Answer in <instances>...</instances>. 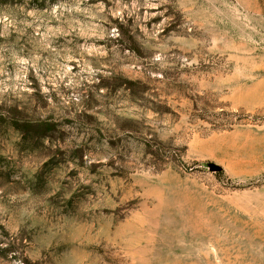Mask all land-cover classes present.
<instances>
[{"label":"rangeland","instance_id":"obj_1","mask_svg":"<svg viewBox=\"0 0 264 264\" xmlns=\"http://www.w3.org/2000/svg\"><path fill=\"white\" fill-rule=\"evenodd\" d=\"M0 264H264V0H0Z\"/></svg>","mask_w":264,"mask_h":264},{"label":"trees","instance_id":"obj_2","mask_svg":"<svg viewBox=\"0 0 264 264\" xmlns=\"http://www.w3.org/2000/svg\"><path fill=\"white\" fill-rule=\"evenodd\" d=\"M13 126L15 127L16 130L20 132H28L29 128L31 127L30 124H22L17 120L13 121ZM45 136H48L47 134Z\"/></svg>","mask_w":264,"mask_h":264},{"label":"water","instance_id":"obj_3","mask_svg":"<svg viewBox=\"0 0 264 264\" xmlns=\"http://www.w3.org/2000/svg\"><path fill=\"white\" fill-rule=\"evenodd\" d=\"M209 168L211 171L216 172V173L221 172L223 170L221 167L215 164H209Z\"/></svg>","mask_w":264,"mask_h":264}]
</instances>
